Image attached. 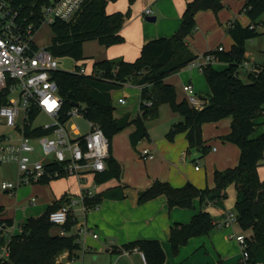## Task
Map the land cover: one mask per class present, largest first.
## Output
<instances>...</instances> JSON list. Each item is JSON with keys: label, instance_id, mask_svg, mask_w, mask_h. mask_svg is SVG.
I'll use <instances>...</instances> for the list:
<instances>
[{"label": "trees", "instance_id": "trees-1", "mask_svg": "<svg viewBox=\"0 0 264 264\" xmlns=\"http://www.w3.org/2000/svg\"><path fill=\"white\" fill-rule=\"evenodd\" d=\"M19 1L27 11L36 3L39 15L41 5L46 0ZM111 1L116 0H90L76 21L56 20L52 24L55 35L49 46L51 52L56 57L71 56L81 60L84 59L83 45L86 40L97 39L106 46L123 42L121 29L131 16V5L136 0H129L130 7L125 12L109 13L107 7ZM223 7L224 0H187L179 29L171 37L147 41L134 61L101 59L93 64L95 74L80 73V68L75 72L58 70L54 78L63 99L62 119L69 117L73 102L86 103L85 116L101 125L111 144L117 133L135 124L131 141L136 147L139 141L149 136L147 121L158 117L160 106L166 103L183 117L168 133L169 139L173 140L178 133L186 132L190 148L200 149L204 155L209 146L203 137V124L232 116L231 131L224 139L240 147V160L234 167L215 171V187L200 188L191 181L176 187L169 182L156 180L140 191L139 202L166 195L170 208H191L195 198H200L203 205H208L210 201L223 205L229 197L228 188L233 184L237 191L234 208L238 216L237 224L247 237L250 259L264 264V179L259 174V166L264 160V133L253 136L258 125L256 119L264 116V50L263 60L257 64L258 71L243 69L247 60V41L261 34L258 25L264 15V0H247L245 3L249 24L244 25L239 20L230 23L227 31L233 39L231 49L207 52L214 53L218 60L228 66L223 70L211 63L204 66L203 72L211 92L205 97L208 101L203 108L192 105L187 97L179 100L176 86L166 81L167 77L181 71L198 57L187 42V37L197 28V12L208 8L218 12ZM129 81L142 85L140 114L136 118L130 115L116 117L112 90ZM149 101L151 104H148ZM27 132L30 135L47 133L39 127ZM121 174V164L110 154L107 169L97 174L96 182L100 184L111 178H120ZM85 199L90 207H94L101 197L94 195ZM66 201L67 195L64 194L48 205L41 215L28 217L22 223L21 232L10 236V253L2 263L62 264L59 257L65 251H69L70 257H73L82 248L78 236L72 234L75 225L73 216L70 214L64 225L71 232L66 235L61 234V226L50 219L51 212ZM3 211L4 207L0 205V226L14 225V220L1 218ZM214 220L209 211L201 209L189 222L175 223L169 237L174 254H178L180 247L188 244L192 237L209 234L217 225ZM6 243L7 235L0 230V250ZM125 248H138L145 254L147 264H164L166 261V252L159 239H137L125 244Z\"/></svg>", "mask_w": 264, "mask_h": 264}, {"label": "crops", "instance_id": "crops-1", "mask_svg": "<svg viewBox=\"0 0 264 264\" xmlns=\"http://www.w3.org/2000/svg\"><path fill=\"white\" fill-rule=\"evenodd\" d=\"M136 1L152 3L153 6L147 9H151L153 12L148 14L146 9L144 11L146 15L145 19L143 12L136 9L133 11L132 9L131 16L126 20L121 29L124 41L107 46V48L101 51V59L134 61L140 56L142 47L147 41L159 37H171L181 26L187 0ZM246 2L247 0H225V7L218 13L216 20L212 14L213 12L207 10L206 17L210 21V28L215 29V31L220 30L217 29V19L221 21L228 19V24L234 20H239L244 25L249 24L250 19L247 15L242 19L239 17L240 10H242ZM226 7L228 8L226 9ZM124 10V8H116L110 11L107 7L109 13ZM230 11H235V13H231ZM204 12H197L196 20L198 23L199 15ZM231 14H235V19L231 18ZM148 16H156L157 19L156 21H149L147 20ZM224 16H226L225 19H223ZM194 33L187 37V42L193 53L198 57L207 54L211 50H216L222 45V43H219L216 45V47L218 46L217 48L215 46L207 47L204 49V53L200 51L196 52L191 43V40L194 38ZM246 57H248V52H246ZM247 61L250 62L249 60ZM261 62L256 64L259 65ZM212 64L219 70H223L228 66L227 63L220 60H216ZM190 68L192 69H183L180 72L170 75L166 78V81L174 84V76H177L183 79L184 84L188 82L195 84L197 94L200 97H207L211 89L205 76L196 70V67L190 66ZM243 69L248 70V68ZM91 70L88 71L91 72ZM127 83L138 87L137 97L133 99V103H126L128 106L124 105L119 114L116 111L115 115L116 117L130 115L131 118H136L140 114L141 92L139 91L142 88L140 85L130 81L124 83L122 86H125ZM114 90L116 89L112 90V96ZM121 97H125L123 93H120L116 98L119 101ZM186 97V92L182 98L178 95L179 100ZM119 103L121 102L119 101ZM182 119L183 117L173 111L168 104H162L159 108L158 117L151 119L149 124L147 121L148 129H150L149 136L139 141L136 147L133 146L131 141V134L136 129L135 124L127 126L113 137L111 154L121 164L122 174L120 178H111L99 184L96 182L95 177L94 179L90 178L91 183L84 184L83 180H79L76 177H64L69 179L74 178L76 182L72 185L68 183L63 191L58 194L52 191V194L46 200L47 202L45 201L44 206L42 208L40 207L36 213H26V215L18 219L16 208L10 210L4 204H0L4 207L1 218L14 220V225L11 228L13 230L11 232L13 234L20 233L22 223L28 217L41 215L48 205L54 200L61 198L64 194L67 195L68 200L69 197H75L74 194L80 196L92 190L96 196L101 197L98 208L93 207L86 214L83 213L82 215L76 214L74 209L75 205L72 206L71 215L75 220V225L79 221L86 220L91 231L99 234L97 238L92 233L87 234L83 240L78 237L82 245L81 249L94 248L99 253L106 249L107 252L115 256L112 264H135L134 258L139 264H144L142 252L138 248L127 249L125 248V244L137 239H159L166 252V261L164 264H216L219 261L222 264H239L241 247L235 239H232L230 242L227 240L229 234L242 232L241 230L235 229V224L228 227L216 225L209 234L192 237L188 244L180 247L178 254H174L172 244L169 240L171 227L175 223L189 222L201 209L209 211L214 216L216 223L223 222L227 212L234 210L227 207V201L229 199L233 201V205L236 201L237 191L233 184L228 188L229 199H225L223 205H218L212 201L208 205H203L200 198H195L194 205L191 208L180 206L170 208L166 195H160L148 201L139 202L140 191L150 187L156 180L169 182L176 187L184 186L187 182L191 181L200 188H213L216 185L214 179L217 169H226L238 164L231 165L232 163L230 162H234L235 159H232L229 154L230 152L235 153L237 151L236 145L227 139H223L231 131L232 116L203 125V135L206 145L211 146L210 141L217 138L220 139L217 142L221 144L220 148H217V146L213 147L214 151L219 153L215 155L217 162L211 167L210 171L203 169L202 166L196 165L193 162L194 158L192 157V151L191 154L189 153L190 146L186 132L178 133L173 140L169 139L168 133ZM256 122L258 125L253 135L254 137L264 133V116L258 117ZM157 128L158 131H156ZM211 138L213 139L210 140ZM145 147L150 148L154 152L155 157L153 159H145L141 156L140 152ZM259 174L261 179H264V160L259 166ZM52 181L48 183L50 184ZM75 183L80 187L76 186L72 190L70 187H73ZM18 192L20 195V204V201H22L20 199L22 193L20 191ZM34 198L35 201H33ZM37 202L38 198L33 196L30 199L29 207L26 209L31 210L32 207H37ZM80 216H83L84 219L80 220ZM75 225L73 226L74 230ZM223 229L226 230L224 231ZM74 230L72 234L75 233ZM80 250L73 257H70L69 251H65L59 257V261L62 264H87L85 261L78 260L80 257L78 252ZM2 252L3 250H0V260Z\"/></svg>", "mask_w": 264, "mask_h": 264}, {"label": "built area", "instance_id": "built-area-1", "mask_svg": "<svg viewBox=\"0 0 264 264\" xmlns=\"http://www.w3.org/2000/svg\"><path fill=\"white\" fill-rule=\"evenodd\" d=\"M90 0H46L41 5V12H36V3L25 9L19 0H0V166L11 164L17 166V181L3 180L0 192H15L22 184L32 182H48L59 177H76L88 181L107 169V158L111 154V141L99 123L90 120L84 114L85 106L81 103L72 105L69 117L62 119L63 99L59 86L54 78L59 69L56 57L48 45H41L35 40L40 26L52 25L56 20L76 21L83 12L84 5ZM247 7L244 8L246 11ZM151 14L153 11L147 9ZM253 27V25H252ZM218 50H224L220 45ZM216 49V50H217ZM218 60L214 53H207L193 60L189 66L203 70L204 66ZM244 68L258 71L257 64L247 60ZM80 73L95 74L86 67L80 68ZM142 88V85H140ZM188 101L197 108H203L207 99L200 97L193 83L184 84ZM125 103L124 97L119 98ZM151 104V101L148 102ZM45 113L50 116L49 123L34 125L36 117ZM84 117L87 129L74 122V119ZM42 128L47 133L40 135L28 134L29 129ZM145 159H153L154 152L145 147L140 152ZM95 193L87 191L79 198L69 197L58 209L50 214V219L61 226V234L71 232L64 225L68 222L72 206L81 204L84 214L93 207L86 203V196ZM35 201V198L33 199ZM98 208L99 205H95ZM238 222L237 212L228 211L219 226H233ZM79 227L74 233L79 238L92 233L86 220L78 222ZM12 226H0L7 235V243L2 248L0 264L8 258L10 248L8 241L13 234ZM241 247L239 264H263L252 262L248 250V240L245 233L230 234ZM144 264L147 258L142 252ZM118 264V263H116Z\"/></svg>", "mask_w": 264, "mask_h": 264}, {"label": "rangeland", "instance_id": "rangeland-1", "mask_svg": "<svg viewBox=\"0 0 264 264\" xmlns=\"http://www.w3.org/2000/svg\"><path fill=\"white\" fill-rule=\"evenodd\" d=\"M151 6H153L152 3H148V2H144V1H139V2L135 1L131 5L133 11L136 9L138 11L143 12V16L145 19H146V15L144 14V11L147 8H150ZM129 7H130L129 0H116V1H111L108 4V9L110 11L115 10L116 8H118V9L124 8L125 9L124 11H126ZM224 7H225V4H224ZM240 7H242V6H240ZM223 8L221 10H219L218 12H215L211 8L201 9L198 11V13L204 12V11L205 12L201 13L199 15V23L197 22V28H196L195 33H194V38L191 40V43L194 46L193 48L195 49L196 52L200 51V52L204 53V51H205L204 49H206L207 47H213V46L216 47V45L219 43H222V45L224 44L226 50L231 49L232 37L230 36V34L227 31V28L230 25V23L228 24L229 20L226 19L224 21H221V20L217 19V21H218L217 22V26H218L217 29H220V30L215 31V29L210 28V21L206 17L207 16L206 11L210 10L213 12L212 14L216 20L218 13L220 11H222ZM227 8L228 7H226V9ZM244 8H245V5L243 6L242 10H240L241 11L240 15H239L240 19L246 17V15H247ZM231 13H235V11L231 12ZM225 18H226V16H224L223 19H225ZM231 18L235 19V14H231ZM262 19H264V15H263ZM214 23H215V21H214ZM258 30L261 31V34L259 36H257L256 38L249 39L246 43V49H247L246 51L248 52L247 60L250 61V64L259 63L262 61L261 59H263V50L262 49H264V21L261 22ZM54 35L55 34L53 31L52 25L45 23L42 26H40L39 31L36 33L35 40L41 45L50 46L53 43ZM105 48H107V46L101 44L97 39L86 40L84 42V45H83L84 59L76 60L75 58H73L71 56H60V57H58L59 69L65 70V71L75 72L81 67L82 68L86 67L87 70H91V68H93L94 62L101 59V57H100L101 51L104 50ZM187 68L192 69V68H190L189 65L183 69H187ZM196 70H198L199 72H201L203 74V76H205L203 70H201L200 68H197V67H196ZM242 76H245V75L243 74ZM205 79H206V76H205ZM206 81H207V79H206ZM128 84H130V83H127V84H125V86H121V87L117 88L113 92V96H112L113 102L116 105V111L118 114L120 113V111H122L123 106L127 105L126 103H128V104H129V102L133 103L134 102L133 99H135L137 97V94H138L137 88L138 87H135L132 84H130V85H128ZM174 84L176 86L179 97L182 98L184 96V93H185V90L183 89V86H184L183 85L184 84L183 79L179 78L177 76H174ZM194 86H195V90L197 92L196 85L194 84ZM123 90H124V92H123ZM139 92H141V91H139ZM120 93H123V95L125 96L124 97L126 99L125 103H119V101L117 100L116 97ZM140 98H141V93H140ZM81 104L83 107L86 106V103H84V102H82ZM116 111H115V113H116ZM228 117H230V116H227L224 118H228ZM224 118H222V119H224ZM50 121H52V120H51L49 115H47L45 113H41L36 117L34 125H41V124L49 123ZM217 121H219V120H217ZM74 122H77L82 127L83 131L87 129V121L84 117H79L78 119H74ZM150 122H151V119L148 120V124ZM214 122H216V121H208V122H205L204 124H207V123L211 124ZM160 130H161V128H160ZM156 131H158V128L156 129ZM203 137H204V135H203ZM212 139L213 138H211L210 140H212ZM217 140H220V139L217 138V139H213L212 141H210L211 146H209L208 152L205 153L204 155H202V151L200 149L190 148V150L192 151V154H193L192 157L194 158L193 162H195L196 165L202 166L203 169H208V171H210L211 167L217 162L215 155L217 153H219V152L214 151L213 147L217 146V148H220V146H221V144L218 143ZM232 143L236 145L237 151L235 153L234 152L229 153L231 155V158L235 159L234 162H230V163H232L231 165H236L237 163H239L241 150H240V147L236 143H234V142H232ZM17 173H18V170H17V166H15V165L5 164V165L0 166V186H1V183L3 180H15V181H17V175H18ZM83 181H84V184L91 183L90 179L88 181H85V180H83ZM214 181H215V179H214ZM74 182H76V180L74 178L69 179V178L59 177V178L54 179L50 184L48 182H44V181L32 182V183H29L28 185L22 184L20 187H18V189H16L15 192H12V191L0 192V204H4L5 207L7 209H10V210L11 209L14 210L16 208L17 218L20 219L23 215H26V213H36V211H38L40 207L42 208L44 206V203L47 202L46 200L49 197V195L52 194V191H54L58 194L61 191H63L65 186L68 185V183H70L72 185ZM46 183H48V184H46ZM76 186L80 187L77 183H75L73 185V187L71 186L70 188L73 190L74 187H76ZM18 191H20L22 193V197L20 198L22 201H20L21 202L20 204H19L20 195H19ZM33 196H36L38 198L37 207H32L31 210L26 209L27 207H29L30 199H32ZM74 196H75V198H79V195H77V194H74ZM74 207H75L74 209H75L76 214H82L83 215V211H82V209H80V207H81L80 204H75ZM227 207L229 209L235 208V204L233 205V201L231 199H229L227 201ZM79 218H80V220L84 219L83 216H80ZM234 226H235V229L240 230V227L238 224H235ZM78 227H79V224H76L75 230L73 228L74 232L77 231ZM85 237H86V235H84V236L82 235L81 238H79V239L83 240ZM227 240L229 242L232 240V238H230V234L228 235ZM78 253L80 256L78 260L85 261V262H87V264H112L114 262L113 259H115V256L112 255L111 253L107 252L106 249H104L103 251H101L99 253V252H96L94 248H92V249L88 248L86 250L81 249ZM111 255H112V257H111ZM134 262H135V264H139L135 258H134Z\"/></svg>", "mask_w": 264, "mask_h": 264}, {"label": "water", "instance_id": "water-1", "mask_svg": "<svg viewBox=\"0 0 264 264\" xmlns=\"http://www.w3.org/2000/svg\"><path fill=\"white\" fill-rule=\"evenodd\" d=\"M156 19H157L156 16H148V17H147V20H149V21H156ZM79 103H80V102H73L72 105H78ZM189 153L191 154V150H190ZM190 154H189V155H190Z\"/></svg>", "mask_w": 264, "mask_h": 264}]
</instances>
